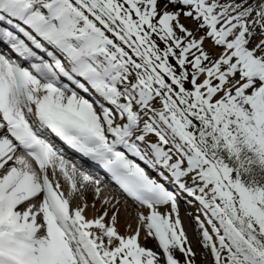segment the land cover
Masks as SVG:
<instances>
[{
    "label": "snow or ice",
    "instance_id": "1",
    "mask_svg": "<svg viewBox=\"0 0 264 264\" xmlns=\"http://www.w3.org/2000/svg\"><path fill=\"white\" fill-rule=\"evenodd\" d=\"M0 264H264V0H0Z\"/></svg>",
    "mask_w": 264,
    "mask_h": 264
},
{
    "label": "bare ground",
    "instance_id": "2",
    "mask_svg": "<svg viewBox=\"0 0 264 264\" xmlns=\"http://www.w3.org/2000/svg\"><path fill=\"white\" fill-rule=\"evenodd\" d=\"M57 178L60 179L61 184H62V186L64 187V190L67 191V190H68V185H67V183L63 180V177L59 175V173H58V177H57ZM103 183H105V182H103ZM86 190H91V188H90V187H89V188H86ZM114 190H115V189H113L112 187H110V186L108 185V191L113 192V194H117V193H115ZM83 191H84V190H83ZM91 191H92V190H91ZM86 192H87V191H86ZM89 192H90V191H89ZM87 193H88V192H87ZM92 193H93V192H92ZM93 195H94V194H93ZM124 199H127V198L122 196V200H124ZM91 203H92V202H91ZM91 203H89L90 207H89L88 209H86V213H87L90 217L93 216V215H97V214H99V212L103 211V209L101 208V205H100V200H97V201H96V203H97L96 208H92V207H91ZM128 204H129V206H130L132 209H134L133 206H135V205H132V202H131L130 200L128 201ZM125 219H126L125 215L122 214L121 217H120V222H119V228H120V231H121V232H125ZM127 219H129V220H131V221L133 222V228H134V227H135V222H134L133 218H132V217H127ZM190 221H191V219H190ZM184 223H185V222H184ZM185 227H186V229H187V231H188V235H189L191 241H193V244L196 245L197 248H200V246H199V244H198V238H197L196 232H195V230H194V226H193V225H192V226H188V224H185ZM142 237H143V233H142ZM142 243H146L147 246H149V247H153V248H155V246H156V242H155L154 240H151V239H149V240H147V241H144V240L142 239ZM196 246H195V247H196ZM197 250L199 251V249H197Z\"/></svg>",
    "mask_w": 264,
    "mask_h": 264
},
{
    "label": "rangeland",
    "instance_id": "3",
    "mask_svg": "<svg viewBox=\"0 0 264 264\" xmlns=\"http://www.w3.org/2000/svg\"><path fill=\"white\" fill-rule=\"evenodd\" d=\"M92 190V189H91ZM91 190H84L83 191V193H84V196H85V198L87 199V201H88V203H91L92 202V200H93V194L94 193H92L93 192V190L91 191ZM88 193H87V192ZM90 191V192H89ZM74 203H82V201H80V199H79V196H77L76 197V199L74 200ZM96 205H97V203H96ZM134 208H135V206H133ZM184 218V222H185V224H188V226H192L193 224H192V221H190V219H191V217H183ZM192 243H193V241H192ZM194 245V244H193ZM194 246H196V245H194ZM196 248H197V246H196ZM197 249H199L200 250V248H197Z\"/></svg>",
    "mask_w": 264,
    "mask_h": 264
}]
</instances>
